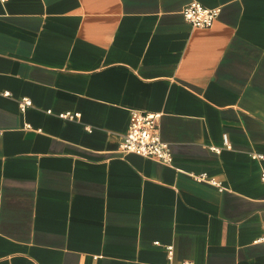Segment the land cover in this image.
Masks as SVG:
<instances>
[{
    "label": "crops",
    "instance_id": "0c3cea01",
    "mask_svg": "<svg viewBox=\"0 0 264 264\" xmlns=\"http://www.w3.org/2000/svg\"><path fill=\"white\" fill-rule=\"evenodd\" d=\"M135 109L172 164L120 150ZM256 155L264 0H0V264H264Z\"/></svg>",
    "mask_w": 264,
    "mask_h": 264
},
{
    "label": "built area",
    "instance_id": "2783aa9c",
    "mask_svg": "<svg viewBox=\"0 0 264 264\" xmlns=\"http://www.w3.org/2000/svg\"><path fill=\"white\" fill-rule=\"evenodd\" d=\"M221 12L220 7H207L201 2L193 1L187 4L183 9V14L190 23L197 27H210L214 24ZM4 95H11V92L5 91ZM33 104L30 98H22L20 107L23 111ZM67 118L79 117L80 114L67 112L62 114ZM160 114L143 110H132L131 120L128 131L123 137L120 144V150L124 153H137L142 156L158 159L166 164H172L173 153L170 143L165 141L160 132L159 127ZM30 127L29 124H27ZM225 145H229V136L224 134ZM216 151H220L219 147H212ZM256 157H264V155H256ZM199 181H208L222 188L221 182L215 178H211L207 173L194 174ZM264 177V175H263ZM264 240V236L261 238ZM159 244V242H156ZM169 262L167 264H195L190 260H184L180 263L174 262V247L167 246Z\"/></svg>",
    "mask_w": 264,
    "mask_h": 264
}]
</instances>
